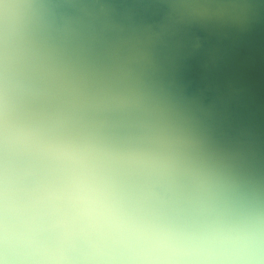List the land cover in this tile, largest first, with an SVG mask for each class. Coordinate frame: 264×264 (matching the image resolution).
<instances>
[{
	"label": "clouds",
	"instance_id": "obj_1",
	"mask_svg": "<svg viewBox=\"0 0 264 264\" xmlns=\"http://www.w3.org/2000/svg\"><path fill=\"white\" fill-rule=\"evenodd\" d=\"M108 9L0 0V264H264V179L209 145Z\"/></svg>",
	"mask_w": 264,
	"mask_h": 264
},
{
	"label": "water",
	"instance_id": "obj_2",
	"mask_svg": "<svg viewBox=\"0 0 264 264\" xmlns=\"http://www.w3.org/2000/svg\"><path fill=\"white\" fill-rule=\"evenodd\" d=\"M99 0L150 54L148 75L209 145L264 179V0Z\"/></svg>",
	"mask_w": 264,
	"mask_h": 264
}]
</instances>
